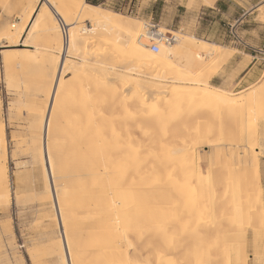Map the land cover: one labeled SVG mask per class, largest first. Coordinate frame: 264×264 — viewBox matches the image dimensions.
I'll use <instances>...</instances> for the list:
<instances>
[{"label":"bare ground","instance_id":"obj_1","mask_svg":"<svg viewBox=\"0 0 264 264\" xmlns=\"http://www.w3.org/2000/svg\"><path fill=\"white\" fill-rule=\"evenodd\" d=\"M0 7L27 16L23 26L12 25L14 30L9 28L0 33V49L11 52L19 48V53L29 49L39 51L40 48L28 45L27 39L32 35L43 36L51 45L58 41V76L52 94L46 96V101L51 103L41 124L43 133L37 151L45 179V204L54 206L56 211L47 221L52 224L48 234L56 232L58 219L64 235V241L53 245L60 264H165L167 261L170 264V259L165 262L166 258L158 253L184 262L203 256L201 244L232 231L228 228L234 227L232 221L228 227L216 228L210 210L202 213L189 204L187 213L183 209L174 211L176 207L166 202L170 192H179L176 184L179 182L174 179L175 162L180 166L179 158L187 150L189 156L181 162L182 176L195 180V186L192 183L195 190L209 182L207 176L197 173L196 147L193 145L194 151L189 154L192 143L186 140V133L179 132V124L172 126L171 133H161L166 131L168 116L174 121L185 114L186 108L201 102L210 103L202 105L203 114L219 108L233 111L237 105L241 108L239 100L235 103L233 92H224L198 78L204 61L222 58L221 48L193 36H175L176 44H161L155 53L149 45L150 34L138 28L135 20L86 0L74 4L73 17L79 24L93 23L94 28L75 26L72 18L56 8L54 0H15L14 3L0 0ZM53 17L70 27L67 47L61 42L60 23L53 24ZM17 39H21L19 44ZM160 39L154 41L160 44L163 42ZM84 41V56L79 61L86 72L95 71L92 78L88 73L83 75L94 81L91 87L94 94L85 93L79 107L82 115L60 116V111H69L66 105L55 106L64 73L74 69L67 61L69 57L78 59L72 50ZM52 47L42 48L53 53ZM93 47H97V52L90 51ZM14 51L11 54L17 57ZM5 53L9 54L8 50ZM242 140L227 143L225 149L233 150ZM7 155L2 124L0 210L11 203ZM224 157L217 154L207 164L208 178L225 163ZM251 160L258 171L256 159ZM2 204L7 206L1 207ZM147 208L151 211L146 212ZM164 208L172 211L167 213ZM171 232L175 235L170 236ZM227 255L222 264H246L236 246ZM137 257L141 259L135 260ZM2 259L4 263L6 260Z\"/></svg>","mask_w":264,"mask_h":264},{"label":"rangeland","instance_id":"obj_2","mask_svg":"<svg viewBox=\"0 0 264 264\" xmlns=\"http://www.w3.org/2000/svg\"><path fill=\"white\" fill-rule=\"evenodd\" d=\"M54 1L63 15L73 19L71 21L75 26L95 27L90 22L79 24L73 17L74 4L79 0ZM90 1L103 10L135 20L138 28L150 34V48L154 43L159 44L154 39L160 38L163 40L160 48L161 44L169 45L166 39L171 36H193L221 48L222 58L204 61L198 78L224 92H233L235 103L239 102V106L241 103V110L237 105L233 111L219 108L203 114L202 105L210 103L201 102L186 108L185 114L182 113L174 121L170 116L166 118V131L161 133H171L172 126L179 124V132L186 133V140L192 143L189 154L196 147L197 173L207 176L209 182L200 188L203 190H195L192 189L195 180L182 176L181 162L189 156L187 150L179 158L180 166L175 162L177 176L174 179L179 182L176 183L179 192H170L171 197L166 202L176 207L174 211L183 209L187 213L189 204H193L195 211L203 213V210H210L209 216L216 228H225L231 221L234 227L227 226L232 231L210 240V243L201 244L203 256L189 259L190 263L183 259L184 262H175L166 256L169 254L155 252L166 258L165 262L170 259V264H222L236 246L244 255L246 264H264V0H223L228 6L220 11L210 9L214 0ZM26 19L27 16L11 8L0 7V33L12 25L23 26ZM57 19L53 17V24L59 26ZM59 35L62 42L60 29ZM20 40H16L18 44ZM27 42L40 50L29 49L26 53H19V48L11 49V52L7 48L0 49L3 51L0 56V126L4 125L8 146L6 163L11 194L10 205L0 210V257L6 260L2 263L0 258V264H60L53 245L64 241V235L58 219L56 232L48 234L52 224L47 221H50V216L56 215V211L54 206L45 204V179L37 151L43 133L41 124L48 115L51 103L46 101V96L52 94L58 76V41L54 40L51 45L43 36L32 35ZM85 42L72 50L77 60L68 58L67 65L74 69L64 73L55 106L66 105L69 111H60V116L82 115L79 107L85 93L94 94L91 89L94 81L83 75L88 73L92 78L95 71L86 72L79 61L84 56ZM46 46H53L54 54L45 52L42 47ZM97 47L90 51L97 52ZM7 50L9 54L15 50L17 57L14 54L7 56ZM76 75L78 78H75ZM126 79L130 80L129 77ZM191 111L193 115L186 113ZM236 139H243L242 143L233 150H226V144ZM217 154L225 156V163L219 165L216 173L208 178L207 164ZM254 156L256 158H252ZM251 159H256L258 171ZM4 206L7 205H1ZM164 210L167 213L172 211L169 208ZM148 211L151 209L147 208ZM174 235L175 232L170 233V236ZM140 257L135 260H140Z\"/></svg>","mask_w":264,"mask_h":264},{"label":"built area","instance_id":"obj_3","mask_svg":"<svg viewBox=\"0 0 264 264\" xmlns=\"http://www.w3.org/2000/svg\"><path fill=\"white\" fill-rule=\"evenodd\" d=\"M59 23H60V30H61L63 45H64V47H67L69 44V38H70L69 28L64 24V22L62 20H60ZM175 41H176L175 36H171V37L166 39V42L169 44L174 43ZM160 42H162V41H160ZM151 49L153 52L158 53L160 50L159 44L154 43L152 45Z\"/></svg>","mask_w":264,"mask_h":264},{"label":"crops","instance_id":"obj_4","mask_svg":"<svg viewBox=\"0 0 264 264\" xmlns=\"http://www.w3.org/2000/svg\"><path fill=\"white\" fill-rule=\"evenodd\" d=\"M244 1L247 2V0H244ZM225 4H227V3H225V1H223V0H214L213 7H210V9H215V10L220 11L221 8H227L228 5H225ZM233 4H231V6H233ZM231 6H229L228 8H230Z\"/></svg>","mask_w":264,"mask_h":264},{"label":"trees","instance_id":"obj_5","mask_svg":"<svg viewBox=\"0 0 264 264\" xmlns=\"http://www.w3.org/2000/svg\"><path fill=\"white\" fill-rule=\"evenodd\" d=\"M88 3L95 5V3H93V2H92V1H90V0H88Z\"/></svg>","mask_w":264,"mask_h":264}]
</instances>
